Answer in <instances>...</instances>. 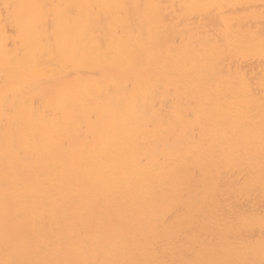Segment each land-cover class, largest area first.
<instances>
[{
  "label": "bare ground",
  "instance_id": "obj_1",
  "mask_svg": "<svg viewBox=\"0 0 264 264\" xmlns=\"http://www.w3.org/2000/svg\"><path fill=\"white\" fill-rule=\"evenodd\" d=\"M0 264H264V0H0Z\"/></svg>",
  "mask_w": 264,
  "mask_h": 264
}]
</instances>
